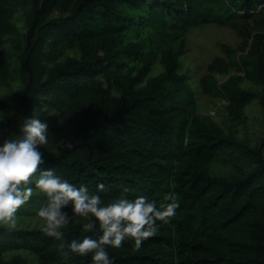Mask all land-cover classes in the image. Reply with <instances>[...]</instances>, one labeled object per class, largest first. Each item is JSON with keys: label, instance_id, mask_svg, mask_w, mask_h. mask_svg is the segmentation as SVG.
Returning a JSON list of instances; mask_svg holds the SVG:
<instances>
[{"label": "trees", "instance_id": "16d2710c", "mask_svg": "<svg viewBox=\"0 0 264 264\" xmlns=\"http://www.w3.org/2000/svg\"><path fill=\"white\" fill-rule=\"evenodd\" d=\"M15 13L26 30L10 51L4 36L15 30ZM238 21L253 23L245 32V53L222 43L223 55L214 57L199 79L202 93L222 94L234 113L255 98L264 105L262 94L240 85L241 78L264 85V0H0V82L11 74L13 61L21 82L10 117L0 121V140L18 132L35 107L52 108L70 126L53 127L48 134L72 147L56 144L54 152L40 147L39 169H53L93 193L103 183L99 195L105 203L146 195L159 206L170 192L179 200L175 215L157 220L156 233L140 247L130 237L118 248L106 246L113 264H264L261 148L251 149L205 121L179 71L189 28ZM132 29L142 33L138 41L125 40ZM73 45L79 56L58 61L60 49ZM122 58L137 65L123 71ZM157 58L163 71L147 77ZM231 69L243 75L217 81L216 74ZM7 107L0 101V109ZM235 152L252 157L255 166L236 177L210 174L215 158ZM62 210L72 215L71 204ZM87 222L75 216L62 229L65 241L0 223V264H25L17 257L3 259L17 248L35 252L40 264H93L91 252L64 255L59 248L102 234L98 222L95 230H85Z\"/></svg>", "mask_w": 264, "mask_h": 264}, {"label": "clouds", "instance_id": "9594fccd", "mask_svg": "<svg viewBox=\"0 0 264 264\" xmlns=\"http://www.w3.org/2000/svg\"><path fill=\"white\" fill-rule=\"evenodd\" d=\"M45 109L44 106L34 109L30 116H24L18 132L0 140V223L15 225L17 210L31 200L35 190H39L47 197L46 202L36 209V215L43 220L41 231L46 235L65 241L62 229L75 216L88 218L83 224L85 230H95L98 222L102 232L97 238L84 236L62 242L59 245L62 254L86 255L91 252L93 264H113L106 246L118 248L130 237L135 246L140 247L146 238L156 233L157 220L166 222L175 215L179 200L170 192L165 194L164 202L159 206L146 195L120 196L105 203L99 195L104 189L103 183H99L98 191L93 193L87 185L77 187L53 169H39L44 159L38 146L49 144L48 125L39 118ZM4 116L0 111V121ZM56 144L72 147V143L65 139L56 141ZM69 204L72 215L62 210ZM91 217H95V221Z\"/></svg>", "mask_w": 264, "mask_h": 264}, {"label": "rangeland", "instance_id": "374dc122", "mask_svg": "<svg viewBox=\"0 0 264 264\" xmlns=\"http://www.w3.org/2000/svg\"><path fill=\"white\" fill-rule=\"evenodd\" d=\"M11 22L14 26V32L4 36L5 48L12 51L15 41H22L23 34L26 30L22 16L15 13L11 17ZM239 26H241L239 28ZM253 26L251 21H238V25L205 23L199 26L191 27L185 34V47L183 53L179 56V71L184 73L187 78L188 85L195 96L196 112L205 120L217 124L225 135L234 137L238 142L246 144L249 148H261L264 158V105L261 104L259 98H255L247 103L239 113H234L229 106L228 101L222 94L207 95L201 92L199 79L206 72L208 63L216 56L223 55L220 50L222 43L228 44L236 50L238 55L245 53L249 39L245 36V32ZM142 33H138L136 29L130 30L126 36V41H138ZM67 56L77 58L79 49L76 45L71 47L65 46L60 49L58 61H62ZM125 61L123 71H130L136 64V61L131 58H122ZM13 70L9 77L0 82V101L5 102L8 107L0 109L5 116L3 121H6L12 111L14 104V94L20 88L21 82L19 79L18 64L12 62ZM163 71V65L158 58L154 60L152 68L147 77L156 76ZM240 74L242 72L231 69L228 74H216L218 82L224 81L229 74ZM240 85L249 90L262 94L264 101V85L252 83L245 78H241ZM43 106L35 107L40 109ZM45 107V106H44ZM44 111L40 112V119L48 125V131L51 128L60 126H70L69 123L58 120L60 114L54 109L45 107ZM48 152L56 150V143L49 135V144L46 146L40 145ZM230 157L231 160L224 162L223 158ZM255 166L252 157L241 155L237 152L228 156L221 153L209 165V172L214 176L236 177L249 171ZM43 192L35 190L30 201L22 205L16 212L15 225L4 223L14 229L40 230L43 224L42 218L36 215V209L39 208L46 200H40ZM65 227V226H64ZM45 234L43 231H41ZM20 258L25 264H40L39 257L35 252L24 248L11 249L3 254V259Z\"/></svg>", "mask_w": 264, "mask_h": 264}]
</instances>
